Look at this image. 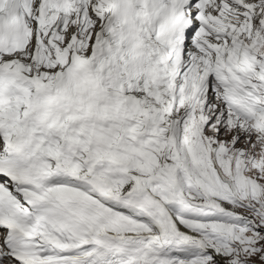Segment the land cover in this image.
<instances>
[{"label":"snow or ice","instance_id":"snow-or-ice-1","mask_svg":"<svg viewBox=\"0 0 264 264\" xmlns=\"http://www.w3.org/2000/svg\"><path fill=\"white\" fill-rule=\"evenodd\" d=\"M0 264H264V0H0Z\"/></svg>","mask_w":264,"mask_h":264}]
</instances>
